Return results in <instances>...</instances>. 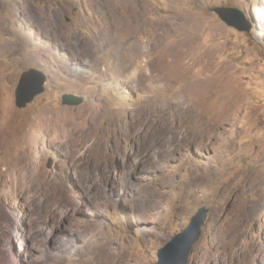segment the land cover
<instances>
[{
    "label": "rangeland",
    "instance_id": "obj_1",
    "mask_svg": "<svg viewBox=\"0 0 264 264\" xmlns=\"http://www.w3.org/2000/svg\"><path fill=\"white\" fill-rule=\"evenodd\" d=\"M201 208L188 264H264V0H0V264H156Z\"/></svg>",
    "mask_w": 264,
    "mask_h": 264
},
{
    "label": "water",
    "instance_id": "obj_2",
    "mask_svg": "<svg viewBox=\"0 0 264 264\" xmlns=\"http://www.w3.org/2000/svg\"><path fill=\"white\" fill-rule=\"evenodd\" d=\"M226 11L228 12L227 9H218L217 13L224 21L239 30H249V28H242L236 23H230L227 19ZM45 81L46 76L42 71L36 69L25 71L15 91L16 106L24 108L37 95L43 93ZM61 101L66 106H79L83 99L72 94H65L62 96ZM207 212L206 208H201L191 219L189 226L175 235L165 247L158 251V262L156 264H188L193 246L200 239L201 227L206 220Z\"/></svg>",
    "mask_w": 264,
    "mask_h": 264
},
{
    "label": "bare ground",
    "instance_id": "obj_3",
    "mask_svg": "<svg viewBox=\"0 0 264 264\" xmlns=\"http://www.w3.org/2000/svg\"><path fill=\"white\" fill-rule=\"evenodd\" d=\"M132 1V0H131ZM138 24V23H137ZM136 23H134L133 24V26L132 27H128V28H126V31L129 33L130 31H132L134 28L136 29L137 27H136V25H137ZM187 40V39H186ZM187 42V41H186ZM176 46V45H175ZM175 49V48H174ZM147 62V61H146ZM143 63H145L144 61H143ZM143 63L142 62H140L138 65H137V70H138V68L140 69V68H142L143 67ZM137 70H136V72H137ZM132 74V73H131ZM98 116V112H96V117ZM59 118V117H58ZM66 118V120L64 121V124H62V126H60L62 129L60 130L59 128H57L58 129V131L62 134V135H65V137H66V139H67V141L69 140V141H71L72 140V135L71 134H73V133H71L72 131H70V130H72V129H68V127H70L71 126V124H72V122H71V118L69 117V116H66L65 117ZM17 119V118H16ZM57 119V118H56ZM96 120H97V118H96ZM74 121V120H73ZM60 122V121H59ZM158 123V122H157ZM18 124V123H17ZM15 126V125H14ZM13 126V127H14ZM72 127V126H71ZM74 127V126H73ZM13 131V130H12ZM62 131V132H61ZM64 131H65V133H64ZM87 136V135H86ZM86 136H84V137H86ZM84 137H83V139L81 140V142H80V144L82 145L83 144V142H84ZM10 142V141H9ZM86 142V141H85ZM13 162V164L12 165H16V163H18V161L17 160H14V161H12ZM23 183V182H22ZM248 215V214H247ZM249 216V215H248Z\"/></svg>",
    "mask_w": 264,
    "mask_h": 264
}]
</instances>
